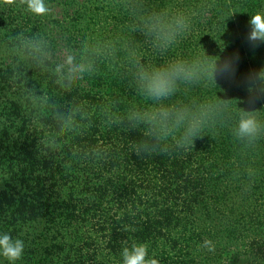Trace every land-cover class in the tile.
Returning a JSON list of instances; mask_svg holds the SVG:
<instances>
[{
	"label": "trees",
	"instance_id": "16d2710c",
	"mask_svg": "<svg viewBox=\"0 0 264 264\" xmlns=\"http://www.w3.org/2000/svg\"><path fill=\"white\" fill-rule=\"evenodd\" d=\"M45 3H0V232L24 241L16 264H121L125 242L159 264H264V43L247 39L264 0ZM178 14L188 27L162 47L148 26ZM237 53L234 76L216 70ZM69 55L87 68L71 82ZM174 62L199 74L147 97L141 66ZM168 106L205 114L196 137L130 119ZM244 112L253 142L235 134Z\"/></svg>",
	"mask_w": 264,
	"mask_h": 264
},
{
	"label": "clouds",
	"instance_id": "9594fccd",
	"mask_svg": "<svg viewBox=\"0 0 264 264\" xmlns=\"http://www.w3.org/2000/svg\"><path fill=\"white\" fill-rule=\"evenodd\" d=\"M7 6L21 5L35 16H46L51 12V8L45 0H0ZM248 41L252 47L264 43V12H257L251 15L249 20ZM188 27V22L183 14H178L170 21L162 18L154 19L148 26V33L154 35L160 45L167 46L174 42L176 36ZM37 50L39 47L37 46ZM239 61V55L234 54L226 58L217 69L222 75L232 77L235 74ZM67 79L71 82L77 75L87 70L83 64L75 63L72 55L66 57ZM199 67H194L186 62H174L167 66L144 69L142 66L138 71V81L141 91L150 99L160 101L167 99L176 91L177 81H191L199 74ZM257 80L264 81V70H261L256 77ZM256 87L255 83L249 86ZM204 113L193 112L188 108H175L172 106L161 107L157 112L150 114L135 113L130 119L147 123L160 132L167 135L169 126L173 128L184 127V139L194 138L198 135L203 123ZM261 131L259 121L249 112H244L239 119L236 136L246 139L249 142L255 141ZM201 247L208 252H215L216 245L211 240H205ZM25 243L22 239L14 238L10 232H0V257H3L9 264H16L24 254ZM121 264H159L158 260L149 256L148 246L144 243L125 242L121 248Z\"/></svg>",
	"mask_w": 264,
	"mask_h": 264
}]
</instances>
